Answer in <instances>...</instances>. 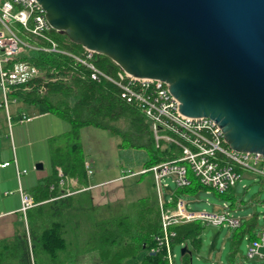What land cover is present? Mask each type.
Returning <instances> with one entry per match:
<instances>
[{
	"label": "trees",
	"instance_id": "1",
	"mask_svg": "<svg viewBox=\"0 0 264 264\" xmlns=\"http://www.w3.org/2000/svg\"><path fill=\"white\" fill-rule=\"evenodd\" d=\"M52 36L62 49L83 54L84 48L67 36L55 30ZM23 58L40 68L56 70L57 80H36L31 89L25 90L22 86L10 97L17 100L19 109L35 105L39 114H55L66 120L70 128L48 139L50 173L30 191L36 205L26 212L28 229L25 234L0 240V264H79L80 257L90 253H97L99 257L95 264H168L166 249L160 248L156 239L162 233L156 190L133 202L99 207L93 205L86 191L62 196L58 168L66 177L85 182V155L80 133L88 126L107 130L121 139L129 137L141 141V146H147L150 151L143 168L179 157L181 152L173 146L155 148L142 109L128 101V94L113 81L103 77L92 79L88 68L67 55L29 51ZM93 62L100 71L118 79L121 69L111 59L95 54ZM40 88L46 92L39 93ZM191 178L192 185L181 189L182 193L205 189ZM257 226L258 217L254 214L234 229L229 264H235L243 238L256 237ZM202 228L200 221L172 225L171 230L175 232L172 246L190 239L198 248ZM181 258L182 264H192V255L185 254Z\"/></svg>",
	"mask_w": 264,
	"mask_h": 264
},
{
	"label": "water",
	"instance_id": "2",
	"mask_svg": "<svg viewBox=\"0 0 264 264\" xmlns=\"http://www.w3.org/2000/svg\"><path fill=\"white\" fill-rule=\"evenodd\" d=\"M37 2L71 42L168 84L183 115L213 120L234 151L264 155V0Z\"/></svg>",
	"mask_w": 264,
	"mask_h": 264
},
{
	"label": "built area",
	"instance_id": "3",
	"mask_svg": "<svg viewBox=\"0 0 264 264\" xmlns=\"http://www.w3.org/2000/svg\"><path fill=\"white\" fill-rule=\"evenodd\" d=\"M53 30L37 0H0V94L6 111H9L11 103H17L10 96L18 88L24 86L25 90H29L35 86L36 80H57L54 76L56 70L36 66L23 58L25 53L41 51L71 57L91 71L92 79L103 77L111 80L128 94V101L135 102L142 109L157 148L173 146L181 152L179 157L124 176L152 175L162 226L161 236L156 239L159 247L166 249L168 264H174L175 258L172 225L203 221L230 229L239 228L244 219L230 213L234 205L224 204L215 213L191 212L175 192L164 199L162 189L169 187L167 180H171L179 190L188 188L192 185V176L207 192L232 195L235 184L245 176H251V179L260 176L264 180V155L234 151L227 145L221 128L213 120L183 115L179 110L180 103L170 93L168 84L136 78L122 70L118 72V79H113L96 67L93 60L97 53L84 49L82 55H76L62 49L52 36ZM62 79L66 80V77ZM45 92L44 88L39 89V93ZM10 164L9 161L2 162L0 167L5 168ZM85 168L88 175L93 173L89 162H85ZM25 172L18 171V175ZM58 176L62 196L73 194L78 187L77 178L66 177L61 168H58ZM19 193L21 211L26 216L27 210L36 203L31 193L22 189H19ZM247 246L246 258L251 264H264V227L256 229V237L248 240Z\"/></svg>",
	"mask_w": 264,
	"mask_h": 264
},
{
	"label": "rangeland",
	"instance_id": "4",
	"mask_svg": "<svg viewBox=\"0 0 264 264\" xmlns=\"http://www.w3.org/2000/svg\"><path fill=\"white\" fill-rule=\"evenodd\" d=\"M0 105L3 106V98L0 94ZM0 107V130L5 131L9 139L11 138V131H19L22 138V144L29 142H35L38 140L40 135L46 134L48 130V123L51 121L50 118H34L32 122L25 125H16L13 121V129L10 126L9 121L5 114V107ZM17 106L15 104H10L11 112ZM24 107L29 111L30 114L33 111L37 112L35 105H24ZM33 110V111H32ZM29 114V115H30ZM47 124V125H46ZM29 127L27 128V126ZM35 128V132L33 129ZM59 125L53 124V130L56 132ZM31 129V130H30ZM51 129V128H50ZM90 129H97L96 132L91 133ZM85 130L83 134V142L85 145L84 153L89 159L93 160V167L97 174L96 177L102 176L103 178H109L112 175L113 167L117 168L116 171L123 172L129 175L132 172L140 171L144 163L149 158V148L147 146H141V141H135L129 137L120 138L118 136H111L110 132L100 128L92 127ZM46 130V131H44ZM38 131V133H37ZM48 134V133H47ZM122 142L123 146L118 147V144ZM153 143L155 148H157L154 138ZM18 146V145H17ZM159 149V148H157ZM49 156V155H48ZM49 157L46 158V169L50 168ZM121 172V173H122ZM94 176V177H95ZM129 179L126 180L127 191L129 195V200L131 198H136L140 193V190L135 189V176H127ZM142 177V186L145 190L150 193L153 190L152 185V175L150 173L144 174ZM169 187L162 189L163 198L167 199L169 193L179 190L171 180H167ZM146 187V188H145ZM8 192L16 194L15 191ZM180 199L186 202V208L191 212H207L215 213L222 208L224 204L234 205L235 207L230 210V213L236 217L245 219L250 215L257 214L258 226L257 229L264 227V180L257 176L256 179L243 178L235 184L232 195L230 196H220L214 191L207 192L206 189H200L195 193L187 192L182 193L179 190ZM202 224L201 233V243L199 247H195L190 239H187L183 243H178L173 246V253L175 254L174 264H182L181 250L184 246H188L189 250L192 252V264H229L228 254L231 243V238L234 233V229L223 226H215L211 224H206L200 221ZM248 236H245L239 245L238 254L235 257V264H251V262L246 258L248 252ZM91 254V253H90ZM88 262L86 264L93 263L91 255H88ZM84 261V260H83ZM81 264V263H79Z\"/></svg>",
	"mask_w": 264,
	"mask_h": 264
},
{
	"label": "crops",
	"instance_id": "5",
	"mask_svg": "<svg viewBox=\"0 0 264 264\" xmlns=\"http://www.w3.org/2000/svg\"><path fill=\"white\" fill-rule=\"evenodd\" d=\"M13 104L17 106L13 112H11L10 107L8 112L6 109H4L12 129L15 124L18 125L20 123L25 125L32 122L34 118L37 119L38 117H51L52 123L59 126L55 128L57 129L55 133H51L50 131L53 130V127L52 123L49 121L48 125H46L50 131L47 130L46 134L42 133L35 142H29V149L27 146L28 143L22 144L23 137L20 135L19 131L15 132L12 130L11 138L9 139V136H7L5 131L0 130V163L8 161L11 163L8 167H0V240L15 238L17 235L25 234L26 230L28 229V223L26 216L21 211V197L19 189L31 193V189L37 184V182L50 173V168L46 169V158L49 157L48 139L54 135L61 134L70 128V124L66 120L58 117L55 114H39L38 108L36 106L35 108H37V112L32 110L33 113L30 114L31 112L29 113V111L24 106L23 109H19L18 103ZM20 114L23 115V119ZM13 121L15 122L14 125L12 123ZM28 127L29 125L27 128ZM90 128H92V126L81 129L80 136L83 152L85 149L83 134L85 130ZM33 129L35 132L34 126ZM90 130H92L90 131L91 133H94L97 129ZM119 145L120 143L118 144V147L121 148ZM85 162L90 163L93 173L88 175L86 171V180L84 183H81V181L77 178L78 187L76 189L74 188L75 190L73 194L82 193L85 191L88 192L92 199L91 201L95 206L100 207L116 202H133L150 194L149 191L143 188L142 177L141 175H138L133 178L135 181V189L140 190V194L136 198H131L129 200L126 180H128L130 177H124L126 173H123L122 171V173L118 172L116 171L117 168L113 167L112 175L109 176V178H103L102 176L96 177L95 174L97 173L93 167V160L91 161L89 157L85 155ZM38 163L43 165L41 169L36 168ZM18 171L26 172L18 175ZM151 181L152 185H154L153 177ZM8 189H11L10 191H15L17 193L13 195H11L12 193L6 194L9 191ZM153 190H155V185L153 186ZM174 192L180 197L179 190H175ZM88 255H91V259L94 260L91 264L98 262L99 257L97 253H91L80 257L79 263L86 264L88 262Z\"/></svg>",
	"mask_w": 264,
	"mask_h": 264
}]
</instances>
